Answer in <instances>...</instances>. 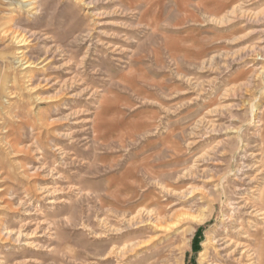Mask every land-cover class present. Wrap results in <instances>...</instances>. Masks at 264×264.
Returning a JSON list of instances; mask_svg holds the SVG:
<instances>
[{
  "label": "rangeland",
  "instance_id": "1",
  "mask_svg": "<svg viewBox=\"0 0 264 264\" xmlns=\"http://www.w3.org/2000/svg\"><path fill=\"white\" fill-rule=\"evenodd\" d=\"M4 32L0 264H264V0H1Z\"/></svg>",
  "mask_w": 264,
  "mask_h": 264
},
{
  "label": "bare ground",
  "instance_id": "2",
  "mask_svg": "<svg viewBox=\"0 0 264 264\" xmlns=\"http://www.w3.org/2000/svg\"><path fill=\"white\" fill-rule=\"evenodd\" d=\"M1 1V0H0ZM26 1H28V0H26ZM8 23H9V21H8ZM15 30V29H14ZM9 32V31H8ZM14 32V31H13ZM8 34V33H7ZM7 34L4 32L2 35H0L1 37H2V39L3 38H6L5 40H11V39H9V37L7 36ZM11 34V33H10ZM17 35V34H16ZM14 40H15V43L17 44V45H20V46H23L24 45V39H23V36L21 37V36H14V37H12ZM25 40H27V39H25ZM13 42V41H12ZM26 43V42H25ZM15 44V45H16ZM17 51V50H16ZM15 53V52H14ZM21 52H19L18 51V53H16V55H19ZM19 57V56H18ZM17 60H18V62L19 63H22L23 62V60L24 59H22V56H20L19 58H16ZM25 65V67L23 68V70L25 69L26 70V68H29V64H24ZM25 74V73H24ZM26 74H28V72L26 73ZM26 78H27V76H26ZM25 78V79H26ZM28 82V81H27ZM7 145H9V144H7Z\"/></svg>",
  "mask_w": 264,
  "mask_h": 264
}]
</instances>
